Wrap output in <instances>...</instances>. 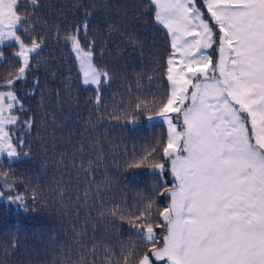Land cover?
Here are the masks:
<instances>
[{
  "label": "trees",
  "instance_id": "16d2710c",
  "mask_svg": "<svg viewBox=\"0 0 264 264\" xmlns=\"http://www.w3.org/2000/svg\"><path fill=\"white\" fill-rule=\"evenodd\" d=\"M18 4L17 13L30 19L17 34L26 43L30 36L46 39L12 89L19 122L10 132L19 157H1L0 175L7 172L6 183L14 188L0 189L23 196L24 204L0 198V264H123L121 252L129 245L144 251L133 227L137 217L151 203L149 220L159 224L158 211L169 203L160 193L173 178L153 168L163 162L160 148L168 129L145 118L170 91L171 36L154 20L149 0ZM196 7L206 12L203 0ZM85 22L81 44L87 50L88 41L94 42L93 63L110 76L100 87L99 106L96 85L83 83L70 43L56 37L57 28L65 36ZM31 27L35 33L22 31ZM17 50L15 42L0 44L1 84L20 67ZM205 51L216 59L215 44ZM156 234L159 242L163 225Z\"/></svg>",
  "mask_w": 264,
  "mask_h": 264
},
{
  "label": "snow or ice",
  "instance_id": "6c2138e0",
  "mask_svg": "<svg viewBox=\"0 0 264 264\" xmlns=\"http://www.w3.org/2000/svg\"><path fill=\"white\" fill-rule=\"evenodd\" d=\"M149 3L154 20L170 34L172 49L166 69L170 91L155 112L168 135L160 148L163 162L153 168L167 170L173 183L160 193L169 197L158 211L161 223L150 222L151 203L137 217L140 223L133 227L144 251L129 245L121 252L123 264H264V0H203L206 12L196 0ZM18 7V0H0V44L14 40L21 61L16 75L0 84L7 89L0 90V154L9 159L19 156L7 130L19 119L12 114L19 103L13 85L25 77L32 54L39 55L46 39L30 36L26 43L17 34L30 19L19 15ZM81 31L87 34V22L65 36L57 28L56 37L70 43L83 83L96 85L99 106L100 87L110 76L93 63L94 42L88 41L87 50L82 46ZM214 44L215 60L205 51ZM174 115L182 118V130ZM9 178L7 172L0 175V187L11 191ZM60 196L62 203L63 191ZM8 199L24 204L21 195ZM161 225L166 234L158 242Z\"/></svg>",
  "mask_w": 264,
  "mask_h": 264
},
{
  "label": "rangeland",
  "instance_id": "374dc122",
  "mask_svg": "<svg viewBox=\"0 0 264 264\" xmlns=\"http://www.w3.org/2000/svg\"><path fill=\"white\" fill-rule=\"evenodd\" d=\"M9 42H15L14 40H6V41H4L3 43H9ZM16 43V42H15ZM17 44V43H16ZM18 45V44H17ZM215 47H216V52H217V55H216V59H218V57H219V52H218V44H215ZM18 50H19V45H18ZM17 50V51H18ZM1 84V83H0ZM0 90H7V89H0ZM18 105V104H17ZM15 109V108H14ZM12 114L13 115H15V116H17L18 117V114L17 113H15L14 112V110H13V112H12ZM153 117V119H149V117ZM19 118V117H18ZM19 122V119H18V121H17V123ZM145 122L147 123V124H152V123H155V122H162V123H164L160 118H156L155 117V114H153V115H149V116H147L146 118H145ZM174 122L177 124V122L174 120ZM180 122L182 123V118H180ZM17 123L15 124V125H9L8 126V129L7 130H12L16 125H17ZM165 125H166V127H167V124L166 123H164ZM167 129H168V127H167ZM177 130H182V127L181 128H179L178 126H177ZM2 156H4V157H6L7 158V156H6V154H0V159H1V157ZM19 157V156H18ZM18 157H15V158H11V159H9V160H14V159H17ZM0 191H2L1 189H0ZM9 197H12L11 195H5L4 194V196L3 197H0V198H2V199H5L6 201H9ZM153 259L155 260V258L153 257ZM155 264H165V262L164 261H155Z\"/></svg>",
  "mask_w": 264,
  "mask_h": 264
}]
</instances>
